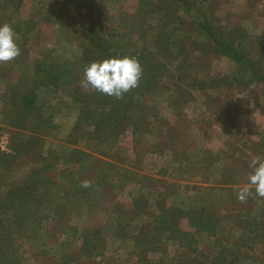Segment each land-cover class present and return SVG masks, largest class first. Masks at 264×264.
I'll return each instance as SVG.
<instances>
[{"label":"rangeland","instance_id":"rangeland-1","mask_svg":"<svg viewBox=\"0 0 264 264\" xmlns=\"http://www.w3.org/2000/svg\"><path fill=\"white\" fill-rule=\"evenodd\" d=\"M188 1L222 37L240 45L249 59L264 60V0ZM172 2L0 0V24L14 29L20 49L14 60L0 62V264H264V197L252 202L227 200L228 190L221 189L222 194L219 189L208 191L198 178L184 180L181 170L188 159L193 160L190 157H196L197 147L205 164L215 162L217 153L225 161L224 183L220 184L248 185L251 160L264 159V83H232L237 63L216 53L190 19L179 21L180 11ZM127 30L140 38L137 52L142 51L140 41H146L145 57L149 60L141 65L158 67L149 75L156 83L146 85L144 78L134 91L144 93L136 100L142 104L141 115L147 124L142 134L155 127L162 138L160 147H175L173 156L179 170L168 179L179 184L178 194L172 196L170 191L176 187L170 188L162 180L158 183L161 199L152 200L148 195L150 200H140L139 214L130 223L122 221L115 227L112 211L118 207L119 214L125 216L135 209L134 200H116L105 189L107 198L101 192L100 200H91L89 205L88 200L86 206L78 207L86 218L101 208L99 239L93 237L95 243L88 244L83 242L90 241V236L68 228L72 207L66 200H49V195L66 167L77 172L95 158L97 164L104 165L102 153L110 148L115 158L125 159L124 164L140 153L136 138L141 134H133L130 123L123 125L117 140L108 139L92 148L93 133L81 138L76 133L68 136L75 117L79 119L71 99L81 100L95 90L85 86L83 78L88 63L82 56L89 46V31L120 36ZM164 30L173 34L163 43L170 47L168 55L154 47L156 35ZM96 56L100 54L89 58ZM36 66L46 73L73 77L56 95L45 87L37 88L38 107L53 105L65 112L69 105V119L66 122L58 116L50 126H38V121L29 117L25 127L10 125L19 96L35 86ZM169 111L172 118L167 122L164 118ZM228 129L239 130V139L224 138L222 133ZM173 133L175 141L168 139ZM181 151L189 157L180 155ZM144 165L139 169L154 166L151 162ZM219 167L220 163L214 165L213 174ZM137 188L129 184L127 191L121 189L122 197L133 196L136 191L132 189ZM117 190L113 193H119ZM136 232L140 233L137 240L131 239ZM126 241L140 249H126Z\"/></svg>","mask_w":264,"mask_h":264},{"label":"trees","instance_id":"trees-1","mask_svg":"<svg viewBox=\"0 0 264 264\" xmlns=\"http://www.w3.org/2000/svg\"><path fill=\"white\" fill-rule=\"evenodd\" d=\"M172 4L178 8V11H180L181 17H179V21H184V17L190 19L195 25L197 32L204 36L206 42L213 46L216 53L237 63L238 70L230 77L232 83H243L248 86H252L253 82L258 85L264 83L263 57L249 59L247 52L240 45L233 40H228L222 37V35L207 21L205 14L195 10L190 1L173 0ZM146 5H143V7H146ZM148 7H150V4ZM19 29L20 28L18 26L15 27L16 31ZM89 32V46L87 51L84 52L82 56V61H85L88 64L93 61H100L108 57L117 56L134 57L139 61L140 65L149 60L145 57L144 47L146 41H140L142 51L137 52L135 49L137 46L136 43H138V39L140 38H137V35L136 37L132 36L128 30L120 36H112L111 34L97 35L94 31ZM172 35V32H167L166 30L162 31L160 35H156V44L154 43L155 49L164 55H168L167 52L170 47L163 43L168 41ZM158 36H160V38L157 41ZM95 53L100 54V56L89 58V55L91 57V54ZM141 67L142 75L138 85L143 83L144 78L147 79L146 85L152 86V83L154 85L156 80L154 78H150L149 75L155 72L158 67L155 65H148L146 68L141 65ZM34 70L35 79L32 84L35 86H32L33 88L27 94L19 96V106L15 112L16 116L10 125L25 127L26 121L29 117L35 118L39 123L38 126H50L52 122L55 120L57 121L58 116H63L67 122L69 119L70 106L64 105L67 108L65 112L53 105L47 106L48 109L45 108V106L38 107L37 102L39 97L37 95V88L39 86L43 88L45 87L44 89L46 91L49 89L52 91L49 94L56 95L59 93V90L64 88L66 84L70 82L73 77L68 75L67 78H64L66 76L62 74L46 73L43 71L42 66H36L34 67ZM194 85L198 88L203 87L202 83H195ZM91 97L93 98L91 100L85 99ZM138 97L142 99L144 97V93L134 91L133 88L120 98L108 96L94 90V92L90 94H84L83 99L81 100L79 98H75L74 100L71 99V102L76 105V110H79V119L76 121L77 118L75 117L74 124L71 125L72 128L69 129L71 132L68 136L71 137L73 133H76V135H79L77 137L81 138L86 133L89 134L91 132L93 133V136L90 137L91 143L89 146L92 148L95 144L99 145L108 139L117 140L123 125L126 123H130L134 127L133 134L142 135L141 131L147 124L144 122V117L141 115L142 104L139 105V103H136ZM55 99H57V97H55ZM51 109H54L55 111L50 113L49 110ZM14 110L15 109L13 108L12 111ZM62 123L63 122L60 124ZM200 214H202V212ZM201 216L202 215H200V218H202ZM172 227L174 228V225H172ZM202 228L204 229V226H202Z\"/></svg>","mask_w":264,"mask_h":264},{"label":"crops","instance_id":"crops-1","mask_svg":"<svg viewBox=\"0 0 264 264\" xmlns=\"http://www.w3.org/2000/svg\"><path fill=\"white\" fill-rule=\"evenodd\" d=\"M175 108L178 107L175 106ZM169 112L170 113L167 114L168 118H164V121L169 122L171 120L172 113L171 111ZM222 134L226 139L232 137L233 139L238 140L241 132L235 129L232 131L228 129V131H225ZM139 137L140 138H136V146L138 147V151L140 150V153L138 154L137 158H130V161H127L129 162V164L123 163L125 159H123V161H120V159L115 158V153L112 152L114 149L110 148L111 150L107 149L102 153L103 156L106 157V161L104 163L105 166L102 163L101 165L97 164V161L99 160L95 158L90 164L85 165L84 169L76 170L77 172H75V168L69 170L66 167V171L61 170L58 174L57 181H55V183L53 182L52 187L54 189H52V191L54 192L53 194L51 193L52 195H49V200H66L65 204H67L69 207H72L68 215V228L78 232L81 231L83 235L91 237L89 238L90 241H85L83 243L94 244L95 242L91 239L93 237H95L94 239L96 240L99 239V230L102 229V227L100 228V225H98L99 213L101 208H94L95 211L91 215H89L88 218H86L85 212L84 215H80V210L82 208L79 209L78 207L86 206L88 200H90L88 202V205L91 203V200H100L101 192H104L103 195L105 196V198L108 197V194H106L107 190L113 195H115L116 200H134L133 206L135 207V209L132 211H128L125 216L119 214L118 207L117 210L112 211V213L114 214L113 220H115V227H117V225L120 224L122 221H124L126 224L130 223L134 219V217L139 214L138 211L140 208V200H150L148 195L154 197L152 198V200H154L155 198L161 199L160 190L158 189V183H161L162 180H166L170 188L176 187L175 189H173L174 191H170V194H172V196L178 194L177 188L179 187V184L175 186V184H173L168 179L169 175H173L174 172L179 170L176 168L178 167V160L175 159L173 156L174 152H176L175 147L162 149L158 143V141L162 140V138L159 134V130L155 127L151 132L144 133ZM168 139L175 141V139H177V136L173 133ZM205 148L206 147H204L203 150ZM184 149L185 147H182V151ZM182 151L180 155L188 156V154ZM204 152L208 153V151H203V153ZM194 153H196V159L190 157L193 160L190 161V159H188L181 168L184 180L190 181L194 178H198L200 182L199 185L203 187H208V191H216L219 189L218 191L220 192V190L222 189L225 192L226 190H228L229 193L227 194V200H241L238 198L240 191L244 187L249 185L220 184L224 183L223 176L225 170V161L219 156V154L217 153V158L215 162H212L210 165H208L203 162L204 154H202L201 149L198 151L196 147V149H194ZM149 162L153 163L154 166H148ZM219 163L220 167L217 168V174L215 175L213 174V168L214 165H219ZM143 164H147L144 166H148V169L153 168L154 170L150 171L143 167L140 168V170L139 167ZM148 178L152 181L146 182L145 180H148ZM134 179H136V182H132L134 181ZM153 181H156V183ZM183 183L187 182L183 181ZM127 184H135L136 186H138V188L132 189L136 191V194L124 198L122 197L123 193L121 189H123V192L127 191ZM180 187L185 188V186L181 185ZM114 188L118 189L117 191H119V193L115 191L114 194ZM222 190L221 194L223 192ZM260 198L261 197L256 194L254 186H251V191L249 192V194H247L246 199L244 200L252 202L253 200L256 201ZM119 208L120 211L123 210L121 206ZM141 217H144L143 213ZM139 234L140 233L136 232L131 239L135 238L137 240ZM125 236L127 237V234ZM126 242H128L127 244L129 245V248L126 249L133 250V252H137L140 249L135 247L136 245L134 242Z\"/></svg>","mask_w":264,"mask_h":264},{"label":"clouds","instance_id":"clouds-1","mask_svg":"<svg viewBox=\"0 0 264 264\" xmlns=\"http://www.w3.org/2000/svg\"><path fill=\"white\" fill-rule=\"evenodd\" d=\"M20 54L17 35L7 23L0 24V62H10ZM142 75V67L137 59L129 56L108 57L93 61L83 69L85 86L96 91L122 97L130 89L138 86ZM253 171L248 176V185L239 193V199H246L254 186L258 196L264 197V159L255 157L249 165Z\"/></svg>","mask_w":264,"mask_h":264}]
</instances>
